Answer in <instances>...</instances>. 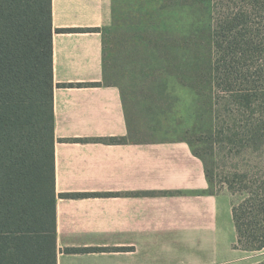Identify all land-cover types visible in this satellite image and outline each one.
Segmentation results:
<instances>
[{
  "label": "crops",
  "instance_id": "obj_1",
  "mask_svg": "<svg viewBox=\"0 0 264 264\" xmlns=\"http://www.w3.org/2000/svg\"><path fill=\"white\" fill-rule=\"evenodd\" d=\"M52 3L57 264H264V249L236 248L233 204L210 194L186 141H105L129 135L121 91L103 82L113 1ZM98 248L128 251L66 252Z\"/></svg>",
  "mask_w": 264,
  "mask_h": 264
},
{
  "label": "trees",
  "instance_id": "obj_2",
  "mask_svg": "<svg viewBox=\"0 0 264 264\" xmlns=\"http://www.w3.org/2000/svg\"><path fill=\"white\" fill-rule=\"evenodd\" d=\"M212 20V65L197 79L212 95L213 125L184 141L203 163L210 194L241 198L232 207L236 248L261 251L264 0H212ZM54 33L52 0H0V264H57ZM89 251L128 249L66 250Z\"/></svg>",
  "mask_w": 264,
  "mask_h": 264
},
{
  "label": "rangeland",
  "instance_id": "obj_3",
  "mask_svg": "<svg viewBox=\"0 0 264 264\" xmlns=\"http://www.w3.org/2000/svg\"><path fill=\"white\" fill-rule=\"evenodd\" d=\"M112 1L113 22L102 30L103 82L121 91L127 143L194 141L212 128L215 110L197 79L212 65V0ZM219 194L226 208L241 200Z\"/></svg>",
  "mask_w": 264,
  "mask_h": 264
}]
</instances>
